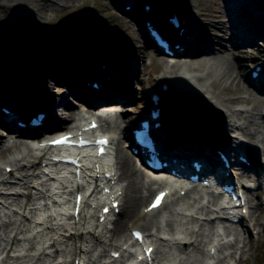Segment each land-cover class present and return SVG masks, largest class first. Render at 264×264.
I'll return each mask as SVG.
<instances>
[{"label": "rangeland", "instance_id": "374dc122", "mask_svg": "<svg viewBox=\"0 0 264 264\" xmlns=\"http://www.w3.org/2000/svg\"><path fill=\"white\" fill-rule=\"evenodd\" d=\"M186 1L191 4V9L185 8L184 4H186V2H184V0H168L167 2L160 0L158 2L167 3L168 6L176 4L180 13L184 15L189 16V13L192 15L194 14L191 18L193 22L196 23V31L202 36L200 40V44H202L201 47L206 48V40L211 37L213 38V35L214 37L218 36L220 38H217L219 43L209 45V47L214 48L215 52L217 48L227 49L228 47L227 39L224 37V35H226L225 33L228 31H226V29L225 31L221 29L219 24L220 18L223 20L225 15L226 19L228 18L227 16L231 18L235 16L233 20L247 19L244 22L249 24L247 29L250 35L253 36L252 41L256 45H254V48L247 47L241 42L243 40L247 42L248 38L239 40L238 42H240V45L238 47H240V50L235 51L232 60L237 65L238 70L243 64L242 66H244V70L247 72V77H245L246 80L249 78L255 65L264 64V37L261 38L264 35V20H258L260 17L264 19V0ZM34 2L36 6L32 10H27L25 8L22 12H18L14 7L11 9L12 11L7 9V7H3L1 4L4 3V0H0V34H2L3 31H14L19 25L22 32L20 35L27 40L26 43H23V46L28 48H25L23 53L20 51L22 50L21 45L10 41L11 47L15 48L14 56L18 57V59L22 58L21 64L19 61L17 62L18 65L22 67V70L19 72L21 78L20 81H18L19 79L14 77V89H17L16 86L19 85V83H22L23 86L25 83L35 85L40 83L39 80H42L44 83H48L51 86L52 91H58L60 87V85H58L59 81L54 83V81L50 79L52 75H48V73L52 71L51 66H49L50 63H48L49 57H51L52 54H57L56 52H66V49L76 53V51L82 47H87L86 40L85 46H78L77 40L71 42V45L67 46L68 38L66 35L75 39L77 36L76 33L79 32L90 40L88 41L89 43L96 41L99 44L108 45L112 49V55L114 52V57L117 58L118 63L122 60L125 70H128L126 73L121 70V73H118V79L115 80L116 82L120 80L122 87L118 84V88H120V91L124 92L121 99L124 103L122 104V112L111 116L112 122H116V124L121 125L122 119L127 117L131 118L133 115L136 116V118H140L147 107L138 116L134 112L140 105L139 101L142 99L143 93L145 94L146 90L152 86L158 87L159 80L163 75L174 77V75L169 74V69L165 67L159 68L157 63H161L162 59L161 57H157L156 54H154L153 60L149 56L140 57V59H138V57L133 54L124 58L119 56V54H121V50L118 47L119 43H122L123 46L127 48L130 36L127 34V31H125L127 29L123 26V24H125L123 17L120 16L117 10L112 9L108 0H35ZM41 7L50 8V10L40 15L41 19H38L37 15L41 12ZM119 7H121V5H119ZM243 11L252 13V16L249 17L248 15L247 18ZM197 13H200L201 16H195ZM215 15L221 16L215 19L216 24L211 22L213 25H209V20H213ZM126 20H128L130 26L134 28V25H131L132 20L127 17ZM230 21H232V19H230ZM198 24L201 25L198 27ZM199 29L201 31H199ZM230 31L231 30H229V32ZM52 35L60 36H56V40L55 38L51 40ZM41 41V48L32 46V43ZM3 44L4 43H1L0 45V57H5L2 50ZM115 54L118 55L121 60L116 57ZM35 56L38 57L36 64L29 63L31 57ZM6 59L9 61L8 57H6ZM87 60L90 62V57H87ZM65 61L68 62L67 60ZM94 61V63H90L95 64V66L99 68L102 66L97 63H103L105 60L98 56L94 58ZM150 61L153 62L149 67ZM139 64H141V66L143 65L141 70L136 68ZM0 70L3 71L2 73L4 75L12 76L10 73H16L11 66L6 67L5 70ZM217 71V74L213 75L211 78H205L204 81H202L203 84H201L200 81H196L194 83L195 87L200 85L202 86L201 89H206L209 93H214V89L210 88V84L213 81H219V73H221V70L218 69ZM183 73H185L183 70H176L175 74L180 75ZM200 74L202 75V73L197 72L195 75ZM4 78L5 77L0 78V83L3 82ZM191 82L194 81L191 80ZM86 85L91 87L92 82H88ZM220 86L225 87L229 91L227 94L222 93L220 95L221 98L248 99L251 97L245 90L235 89L231 78L222 80ZM186 88H188V86H186ZM201 89L191 88L192 91ZM43 92L40 89L34 91V100H37ZM60 92L64 96V101L74 103L71 96L64 92L63 89H60ZM60 99L59 96L51 100L44 98L43 103L48 105L55 103L54 106L61 109L62 107L58 105L59 101H61ZM177 99H175V101L180 100ZM3 100L4 99L0 100V104L5 103ZM78 101L77 99V102ZM111 101L116 103L118 100ZM244 102L245 103L235 104L231 107V110H227L219 105L213 106L212 104H206L203 106L211 113L212 117L217 120L218 124L222 125V127H218L222 139L230 137L228 141L230 143L236 138L240 143H245V150L250 151L252 155L256 156L257 161L263 164L262 167L258 165L259 169L257 171L260 177V189H255L252 182L246 181V185L248 186L246 195L252 200L249 203V215L247 219L242 222V224L245 225L230 226V224L219 219L221 215L220 212L212 211L211 206L199 207L200 199L193 198L190 194L182 198L174 195L162 211L150 214L146 217L139 216L135 223L128 224L124 237L110 241V232L115 226L114 222L107 226H99L95 231H93L92 228L93 234L85 235L84 238L67 239L69 231L77 234L79 233L77 229H83L81 225L76 229L70 228L71 220L68 218L61 220L60 217L57 216L59 212L57 203L60 202L61 199L70 201L71 193L69 191L65 192V188L70 185L71 176L68 175L70 177H59L56 179L43 177L34 159L35 154L33 150L30 152L24 147L22 144L23 142L19 139L20 135L15 137L12 134L13 132H9L11 134L2 137L4 141L7 139L8 145H11L13 139L17 140L21 145L19 148H14L10 152L0 155V252L5 249L4 246H6L7 241L12 239L13 235L16 234L19 241L18 244L16 241L17 246L13 247L15 251L12 254H20L21 256L28 257L22 260L8 259L2 264H73V260L77 257L76 255H78V251H73L75 246L84 250V253H80L81 255L79 256L84 264H101L102 262H106L105 264H123L120 260L121 258L114 261V263L108 260V251H110L112 247L113 249H118L120 245L128 241L129 229L131 227L138 226L141 228V225L145 221L152 218L155 224L153 226L151 224L148 225L147 232L151 234L148 236L149 239H155L154 242H156L154 264H237L239 260H241L239 262L240 264H264V154L258 155L259 148L261 149L263 147L261 139L264 138V117L262 115L264 102L262 106H259L256 110L252 109V102ZM83 107L84 106L80 103L74 104V108L82 111H84ZM221 112L226 114V121L224 123L221 120ZM235 114L237 118H240L239 120L234 119ZM48 121H50V119ZM71 123L74 122L70 121L68 124ZM133 123L134 121H129L130 126H132ZM227 124H229L230 127L231 125H236L241 128L233 134L232 131H229V128L226 130L228 127ZM102 127L104 131L112 135L116 143L111 162L114 168L118 170V149L119 146H122L125 150L126 142H120L121 136L118 128H107L104 124ZM249 135L254 137V139H252L253 142L246 138ZM127 154L132 158L130 153ZM131 160L136 164L135 159L132 158ZM7 163L11 165L12 173H4V165ZM138 168L143 173V181H147L143 169L139 166ZM257 174L253 173V175ZM28 192H30V194ZM151 193V191L146 193L147 198ZM255 194H258L257 199L254 198ZM145 202L146 201H144V203ZM144 203H142V205H144ZM254 203H256L257 206L261 204V206L255 209ZM25 204L26 207L23 209ZM187 209L197 211V217L202 213V215L207 218V221L198 222L196 218L185 217L184 213L186 211L184 210ZM52 213L56 215V219H43V217ZM37 216H40V219ZM215 216H217V218ZM37 218L40 220L41 224L34 223V220ZM93 224L94 218L89 219L84 229H88ZM247 226H252L254 230L247 232ZM216 227L217 229H215ZM51 228L52 230H50ZM218 231L223 232L225 236H223L220 243H218L220 249L217 255L212 261L208 262V241H210ZM167 237L169 240L160 239H165ZM181 238H184L188 244L192 242L193 245H190L188 248H183L178 243ZM223 239H228L230 242L227 244ZM218 240H220V238H218ZM52 242L55 243L51 245V247L45 249L44 252L41 251L43 250V246H48ZM223 243L226 244L223 245ZM188 244H186V246Z\"/></svg>", "mask_w": 264, "mask_h": 264}, {"label": "bare ground", "instance_id": "6f19581e", "mask_svg": "<svg viewBox=\"0 0 264 264\" xmlns=\"http://www.w3.org/2000/svg\"><path fill=\"white\" fill-rule=\"evenodd\" d=\"M34 1L35 0H4V3H2L1 5H3V7H7V9H10V10L14 7L15 9L18 10V12H22L25 8L27 10H32L36 6ZM42 1H46V0H42ZM108 1L110 2V6L112 7V9L117 10L120 16L123 17L125 21V24H123V26L125 27V29H127L125 31H127V34L130 36L129 44L127 45L128 46L127 48H125L122 43H119L118 45L119 49L121 50V54H119L121 58H124L128 55L133 54L136 57H138V59H140V57L149 56L153 60L154 54L156 53H154L153 50L148 48L152 44L150 43L151 38L149 36L146 23H145L149 21L151 24L159 26L158 29L160 31H163V32L166 31L165 33L167 35L168 34L170 35V40H172L171 42L175 44H179L180 48L182 49V51L180 52V50L175 48L174 46L171 47V51L174 53L173 56L177 57V61H175V63L171 65L167 62L166 63L162 62L165 65L162 63H157L159 68L167 67L169 69L170 75H173V74L178 75L179 73L175 74L176 70L177 71L183 70L185 73L179 75L181 79L179 80L180 83L187 82L186 85L188 86V88H192L193 86L195 89H201L202 86L198 85L197 87H195V85L192 84V82H188V81L193 80L194 83L196 81L197 82L200 81L201 84H203L202 81H204L205 78H211L213 75L217 74L218 69L221 70V73H219V81H213L210 84V88L214 89V93H209L206 89H201L197 91H187L185 89H180V90L172 89V91H175L176 97L185 95V96H189L193 98H200L205 102L211 103L213 106L219 105L227 110H231V107L234 106L235 104L237 105L240 103H245L244 101L252 102L253 110H256L259 106H262L264 102L262 101L264 100V80L262 79L264 78V70L262 71V78L260 82H256L253 79L246 80L245 77H247V72H245L244 66H242L243 64L241 65V67H239V70H238L237 65L232 60L235 51L240 50V47H238L240 45L238 42L239 40L248 38V41L246 44L247 47L254 48L255 47L254 45H256L252 41L253 36H251L249 33V30H247V23L244 22L247 19L246 20H233L235 16L233 18L227 16L228 18L226 19L225 15H224L223 20H221L222 18H220L219 24L221 26V29L224 31L226 29V31H228L227 33H225L226 35H224V37L227 39L228 47L227 49L217 48V51L215 52L214 48L209 47V45H212L214 43L215 44L219 43L217 41V38L218 39L220 38L218 36L214 37L213 35V38L211 37V38H208V40H206V45H205L206 48L201 47L202 44H200V40L202 39V36L196 31L195 29L196 23L193 22L191 18L192 16H194V14L192 15L191 13H189V16L187 15L182 16V18H184L185 20H184L183 25L182 23L179 25V28L180 29L182 28L183 31L181 35H178V32H179L178 29H173V27H171L168 23H165V22L163 23L161 21V18L165 15V13H162L161 11H162V8L164 7V4H167V3H164L163 6L161 7V10H159V8L154 3L155 0H108ZM164 1L167 2V0H164ZM147 2H150L152 5L150 6L148 11H146L144 7L142 8V5L148 4ZM184 2H186V4H184L186 9L192 8L191 4L188 3V1L184 0ZM119 5L130 7L129 11L126 12L124 10H121V7H119ZM49 10L50 8L41 7L40 9L41 12H39L37 15L38 19L39 18L41 19L40 15H42L44 12H48ZM243 13L246 14L247 18H248V15L249 17L252 16V13H248L247 11H243ZM195 16L199 17L201 16V14L197 13ZM218 16H221V15H218ZM218 16L215 15L213 20H209L210 22L209 25L216 24L215 19ZM126 17L132 20L131 25L133 24L134 28L130 26L128 20H126ZM230 19H232V21H230ZM258 20L261 21L264 19L260 17ZM243 23H244V26H243ZM200 25L201 24H198V27ZM17 27L18 28L15 29L14 31H10V30L3 31V33L0 34V45L1 43H4L2 50H3V54L5 55V57L3 56L0 57V69L5 70L6 67L11 66L16 71V73L14 72L10 73L12 75L10 76V75H4L2 73L3 71L0 70V78L5 77L3 82L0 83V100L4 99L3 102H5L7 105H11L12 109H14V111L17 114L19 113L18 109L22 111L24 107L22 105L21 99L25 100L26 97H29L31 94L33 95V92L37 91L38 89L42 90V92L44 91L41 94H43L47 100L56 98V96H59L61 98L60 99L61 101H59L58 103V105L62 107L61 109L55 107L54 106L55 103H51V105L47 104L43 106L42 111L46 112V114L49 116L48 120L50 119L49 124L47 126L48 129H53V128L65 129L68 126V123H70V121H75L77 117L82 116L83 112L79 109L74 108V104H77V103H80L84 105L85 107L84 103L90 102L89 104H91V106L89 108L90 110L88 111H91L93 109V106H95L94 101L96 103V100H98L100 97L107 98L108 100L109 99L118 100L116 101L117 104H124L123 101L121 100L124 95V92L120 91V88H118V84L119 86L122 87V83H120V80H118L117 82L115 81L118 79V73H121V70L124 73L128 71L127 69L125 70V66H123L124 62L120 59V57H118V55L115 54V56L121 60L118 63L117 58L114 57V52L112 55V49L108 45L99 44L96 41L94 42L92 41L89 43L88 41L90 40H88L80 32L76 33L77 36L75 37V39H72L71 36L66 35V37L68 38L67 46L71 45V42H74L76 40H77L78 46H85L86 45L85 40H86L87 47L86 46L82 47L81 49L77 50L79 52L76 51V53L70 52L69 50L66 49V52L64 51H62V53L56 52L57 54L55 55L52 54V56L49 57L48 63H50L49 66H51L52 71H50L48 75L49 76L52 75L50 76L51 77L50 79L53 80L54 83H57V81H59L58 85H60V87L58 88L59 89L58 91L57 90L52 91L51 86L48 83H44L42 80H39L40 83L35 84V85L25 83L26 86L25 85L23 86L22 83L21 84L19 83V85L16 86L17 89H14V83H13L14 77L18 78L19 79L18 81H20V78H21V75L19 74V72L22 70V67H20V65H18L17 62L19 61V63L21 64L22 58L18 59V57L14 56L15 48L11 47L12 45H10V41L16 42V44L21 45L22 50L20 51L22 53L25 48H28L26 46H23V43H26L27 40L25 38H22V36L20 35V33L22 34L20 26L18 25ZM192 27L193 29H191ZM168 29L171 32L168 31ZM229 30L231 31L229 32ZM199 31L201 30L199 29ZM137 33H138V36H137ZM56 36L58 37L60 35H52L51 40L53 38H55L56 40ZM263 37L264 35L261 38ZM243 41L241 43H243ZM41 44H42V41L32 43V46L35 48H41ZM98 56L102 57L105 60L103 61V63L102 62L97 63L98 65L102 66L99 68L95 66V64L90 63V62L94 63L95 62L94 58ZM6 57L9 58V61L6 59ZM87 57H90L91 59L90 62L87 60ZM37 59L38 57L36 56L31 57L29 63L36 64ZM61 59H63L64 61ZM65 60H67L68 62H66ZM60 61H63V62H60ZM152 62L150 61V64L148 65L149 67L152 64ZM142 66L141 64H139L138 66H136V68L138 70L139 69L141 70ZM203 71L205 72L203 76L195 75L197 72L204 73ZM183 75H186V76L190 75L189 79L187 77L186 78L182 77ZM163 78L164 77H162L161 79ZM230 78H231V81L235 89L245 90L251 97H249L248 99L221 98L220 95L222 93L227 94L229 93V91L225 87H221L220 82H222V80L230 79ZM182 79H185V80H182ZM91 81L97 82L100 85L99 89L96 90V89H93L92 87L91 88L87 87L86 85L87 82H91ZM152 87L146 90L145 94L143 93V97L139 101L140 105L138 106V108H136L137 110L134 112L137 116L140 115L141 112L146 107L152 106V103L149 101V93L152 91L151 90ZM173 88H176V87L173 86ZM60 89H63L64 92L68 93V95L71 96L74 103L64 101V96L60 92ZM215 91H218V92H215ZM77 99L79 100L78 102H77ZM164 99L167 100L168 98H164ZM168 113L169 115L166 114L165 117L170 118L171 111H168ZM175 114L178 120L181 121L186 117L187 122L188 123L190 122L189 115L186 110H177ZM239 114H242V113H239ZM6 117H7L6 115H3V113L0 112V155H4L5 153L10 152L14 148H19L21 145L20 143L17 142V140H13V139L11 141V145H8V140L5 139L4 141L2 137H5L11 134L9 132H13V131L16 132V133H13L15 137H17V135L18 136L22 135L25 132L24 130H22L16 125L13 119H12L13 121L12 120L9 121L7 120ZM135 118L136 116L134 115L131 118L127 117L125 119H122L123 121V123L121 124L122 126L120 124L116 125V127L119 129L120 136L124 137V139L128 137L123 134L128 132L129 121L134 120ZM234 119L239 120L240 118H237V115L235 114ZM105 122L110 124L108 121H105ZM227 125L228 127L226 128V130H228L229 128V131H232L233 134H235L241 128L240 126H236V125H231V127L229 124ZM218 127L220 128L222 127V125L218 124ZM26 133L27 134L25 135L38 134L34 130H31V131L28 130L26 131ZM155 133L156 134L161 133L160 129L156 131ZM44 134L48 135L49 133H44ZM210 134L211 133L209 132L208 136H212ZM166 136L165 137L162 136L159 138L158 146H160L162 150L165 149L167 152H170L175 157L181 158L179 161L185 163V165L189 157L190 158L193 157L197 161L202 160L204 161L205 164L207 162L209 163L211 160L219 163L216 155L214 153L211 154L212 150L209 149V146H205V145L197 144V143H185L181 140L174 139V137H172L174 135L172 134H166ZM26 138L27 137H23L22 139L21 138L19 139H21V141L23 142L22 144L24 145V147L28 151H30L32 147L24 143L25 141H29ZM246 138L249 141L253 142L252 139H254V137L252 135H249ZM261 144L263 145V147L261 149L259 148L258 155L264 154V138L261 139ZM226 150L231 154L234 152L230 148H226ZM131 159L132 158L129 157V155L124 150V148L122 146H119L117 172H118V180L125 184L124 189H123L124 190L123 208H122V212L119 215V217L116 218L115 226L110 232L111 233L110 241H112L113 239H119L121 237H124L128 224H133L137 221L136 219L139 214V209L142 206V203H144V201H146V198H147L146 193L152 191L153 185L155 183L153 180H150L149 182L143 181L144 176H143L142 171L138 168L136 164H134V161L132 162ZM256 162L257 161L255 159V162H252L250 167H245L244 165L240 163H237L235 167L239 170V174L237 176L238 179H241L244 182L245 181L252 182L254 184L253 185L254 188L259 190L260 189V186H259L260 177L257 174L258 165ZM253 173L257 175H253ZM240 184L246 192L245 185L242 183ZM191 191L193 192L194 189H192ZM187 196H188V193L185 194V196L183 197H187ZM219 197H220L219 194L217 195L214 193V195H211L212 200H215ZM257 197H258V194H255L254 198L257 199ZM179 198H182V197H179ZM202 198L203 197H201L200 201L202 200ZM251 200L252 199L251 198L249 199L248 196L246 195L245 206H247V208H249V203L251 202ZM260 206L261 204H258L257 206L256 203H254L255 209L259 208ZM241 209L242 208H239V210ZM189 210H192V209H189ZM150 224L152 226L155 224V221L153 218L145 221L141 225V227L147 229L148 225ZM16 241L18 242L19 240H17V236L15 235L12 239L7 241L6 246H8L9 248L5 246L4 250L7 249L8 251H10L14 246H16ZM209 242L210 241H208V243ZM190 245H193V243L192 242L189 243L186 248L190 247ZM73 251H78L77 254L84 253V250L82 248L76 247V246L73 248ZM217 253H218V249H217ZM27 257L28 256L19 255V256H15V258H12L11 256H7L6 260L8 259L9 260L11 259L22 260V259H26ZM240 261L241 260H239L237 264Z\"/></svg>", "mask_w": 264, "mask_h": 264}, {"label": "water", "instance_id": "95a60500", "mask_svg": "<svg viewBox=\"0 0 264 264\" xmlns=\"http://www.w3.org/2000/svg\"><path fill=\"white\" fill-rule=\"evenodd\" d=\"M187 111V110H186ZM188 113V111H187ZM191 119L194 120V124H192V133L195 134L197 131L199 134V136L204 137V139L206 138V136L202 135L199 131H204L205 129H209L210 127L212 128V130L210 131V135H214L215 132V122H210L209 120H207L204 116L202 117L199 113H193L190 115ZM182 125H185V123H187V118L185 117L183 120H181ZM193 136V135H192Z\"/></svg>", "mask_w": 264, "mask_h": 264}, {"label": "snow or ice", "instance_id": "6c2138e0", "mask_svg": "<svg viewBox=\"0 0 264 264\" xmlns=\"http://www.w3.org/2000/svg\"><path fill=\"white\" fill-rule=\"evenodd\" d=\"M95 125H93V127H94ZM67 140V137H62L59 141H55L54 143H62V142H65ZM81 143H83V141H81ZM97 143L98 144H100V145H104L105 143H107V141L106 140H99V141H97ZM167 193H164V192H161V193H159L157 196H156V198H155V200L153 201V203L149 206V208L148 209H146V210H151L152 208H154V207H157L158 205H159V202L162 200V198L166 195ZM77 199H79V198H77ZM115 206V205H114ZM105 212H107V209H105ZM137 239H142V236H141V234L139 233V232H136V233H134L133 234ZM147 253H149V258H151V256H150V254H151V249L149 248V249H146L145 250ZM113 255H116L115 253L113 254Z\"/></svg>", "mask_w": 264, "mask_h": 264}]
</instances>
